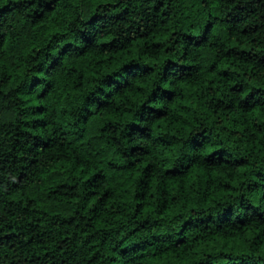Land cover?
<instances>
[{
  "label": "trees",
  "instance_id": "1",
  "mask_svg": "<svg viewBox=\"0 0 264 264\" xmlns=\"http://www.w3.org/2000/svg\"><path fill=\"white\" fill-rule=\"evenodd\" d=\"M0 264H264V0H0Z\"/></svg>",
  "mask_w": 264,
  "mask_h": 264
}]
</instances>
